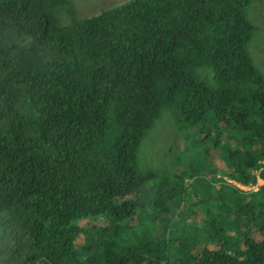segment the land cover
Listing matches in <instances>:
<instances>
[{
    "label": "trees",
    "instance_id": "trees-1",
    "mask_svg": "<svg viewBox=\"0 0 264 264\" xmlns=\"http://www.w3.org/2000/svg\"><path fill=\"white\" fill-rule=\"evenodd\" d=\"M253 4L79 18L72 0H0V264H264V185L240 187L264 182ZM168 113L177 170L143 173Z\"/></svg>",
    "mask_w": 264,
    "mask_h": 264
},
{
    "label": "rangeland",
    "instance_id": "rangeland-1",
    "mask_svg": "<svg viewBox=\"0 0 264 264\" xmlns=\"http://www.w3.org/2000/svg\"><path fill=\"white\" fill-rule=\"evenodd\" d=\"M128 1L130 0H72V3L77 9L79 18H87ZM63 9L60 7L54 11L60 27L71 22L69 14L62 11ZM253 20L259 31L251 45L252 53L257 64L264 72V0H254ZM175 120L173 114H165L158 122L157 128L146 139L139 156L141 172L156 171L163 174H172L177 170L175 160L178 151L182 147V137L176 129ZM262 185H264V182L259 181L255 187L239 186L243 190L252 191L258 190Z\"/></svg>",
    "mask_w": 264,
    "mask_h": 264
}]
</instances>
